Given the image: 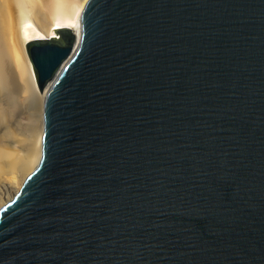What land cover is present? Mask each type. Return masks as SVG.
Wrapping results in <instances>:
<instances>
[{
    "label": "water",
    "instance_id": "95a60500",
    "mask_svg": "<svg viewBox=\"0 0 264 264\" xmlns=\"http://www.w3.org/2000/svg\"><path fill=\"white\" fill-rule=\"evenodd\" d=\"M26 43L41 154L0 264H264V0H86Z\"/></svg>",
    "mask_w": 264,
    "mask_h": 264
},
{
    "label": "bare ground",
    "instance_id": "6f19581e",
    "mask_svg": "<svg viewBox=\"0 0 264 264\" xmlns=\"http://www.w3.org/2000/svg\"><path fill=\"white\" fill-rule=\"evenodd\" d=\"M86 0H0V92L6 88L8 66L14 67L27 92L25 131L30 138L25 164L0 179L5 194L0 206L10 200L26 175L38 163L43 130V102L50 81L39 88L26 43L32 38L59 37L57 27L69 26L78 39L80 13ZM1 102V97H0ZM1 105V104H0ZM22 169V170H21ZM10 171V170H9Z\"/></svg>",
    "mask_w": 264,
    "mask_h": 264
},
{
    "label": "rangeland",
    "instance_id": "374dc122",
    "mask_svg": "<svg viewBox=\"0 0 264 264\" xmlns=\"http://www.w3.org/2000/svg\"><path fill=\"white\" fill-rule=\"evenodd\" d=\"M7 69L8 82L0 92V179L15 171L16 167L24 166V153L30 141L22 121L26 113L27 92L15 68L8 66ZM4 190L0 187V195L5 194Z\"/></svg>",
    "mask_w": 264,
    "mask_h": 264
}]
</instances>
